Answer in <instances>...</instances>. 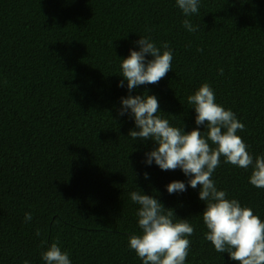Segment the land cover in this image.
I'll list each match as a JSON object with an SVG mask.
<instances>
[{
	"label": "trees",
	"instance_id": "16d2710c",
	"mask_svg": "<svg viewBox=\"0 0 264 264\" xmlns=\"http://www.w3.org/2000/svg\"><path fill=\"white\" fill-rule=\"evenodd\" d=\"M140 36L169 44L172 70L132 95L154 94L170 126L204 131L187 97L208 83L245 125L237 134L253 158L264 156V0H200L190 17L176 0H0V264H46L53 242L71 264H143L129 247L142 232L134 191L193 225L185 264H239L205 239L199 186L147 165L154 142L133 140L134 119L119 115L121 61ZM251 171L222 157L212 179L264 221ZM176 179L187 191L169 194Z\"/></svg>",
	"mask_w": 264,
	"mask_h": 264
},
{
	"label": "clouds",
	"instance_id": "9594fccd",
	"mask_svg": "<svg viewBox=\"0 0 264 264\" xmlns=\"http://www.w3.org/2000/svg\"><path fill=\"white\" fill-rule=\"evenodd\" d=\"M177 6L185 17L197 14L200 0H176ZM183 26L194 32L189 19ZM138 50L130 49V54L122 58V79L118 87H124L127 81L129 94L121 97L119 115H130L135 127L128 135L135 141L154 142V147L145 153V163L153 162L163 171L179 168L186 177L187 185L193 189L199 186V199L205 202L202 211L203 223L207 232L205 239L210 241L218 253L229 254L230 259L239 264H264V221L254 214L252 208L242 206L233 199H228L224 190H218L212 175L221 164L225 163L243 169L251 167L249 177L251 185L264 189V156H256L248 151L245 141L237 134L245 125L237 119L231 109H225L216 102L211 85L203 83L194 94L187 97V102L195 109V123L203 125L185 131L182 127L170 126L167 119L157 115L160 109L158 98L154 94L132 95L140 85L157 84L172 70L173 52L167 42L161 47L149 36L135 41ZM163 49V50H162ZM147 55L151 59H147ZM223 68L219 69L223 75ZM146 93V94H145ZM211 142V144L209 143ZM148 173H144L148 179ZM169 194L187 191L182 180H172L166 185ZM131 192L133 202L140 207L137 210L138 225L141 234L129 237V247L143 261V264H185L191 245L188 237L195 229L187 220L174 222L175 211L167 208L153 195ZM165 209H171L165 212ZM25 222L32 220L30 212L25 213ZM39 231L36 235L39 236ZM46 264H71L69 254L62 251L53 242L42 253ZM24 264H29L24 261Z\"/></svg>",
	"mask_w": 264,
	"mask_h": 264
}]
</instances>
